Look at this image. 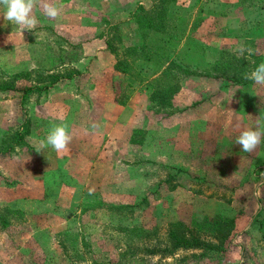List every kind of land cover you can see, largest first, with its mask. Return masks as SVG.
I'll list each match as a JSON object with an SVG mask.
<instances>
[{"label":"rangeland","instance_id":"rangeland-1","mask_svg":"<svg viewBox=\"0 0 264 264\" xmlns=\"http://www.w3.org/2000/svg\"><path fill=\"white\" fill-rule=\"evenodd\" d=\"M87 1L97 4V9L73 4L64 9L59 21L48 18L43 9L44 3L56 2L38 0L33 9L38 23L22 35L18 26L4 19L5 10L0 6V79L17 75L15 85L23 87L36 80L49 83V71L75 79L78 72L74 71L85 76L97 72L89 71L93 56L82 48L88 38L72 36L67 27H77L81 34L87 25L96 27L98 38H107L120 49L141 44L132 14L126 9L123 12L112 5L104 9L105 0ZM182 1L174 4L173 11L190 24V13L200 14L202 0L197 4ZM263 2L240 0L243 7L261 8ZM262 30L264 20L257 18L245 33L224 34L216 45L197 31L194 38L206 47L204 60H210L216 49H247L246 39L255 41L252 49L248 47L251 51L264 53ZM41 43L47 51L33 48ZM140 71L143 78L115 72L108 75L112 92H105L97 102L108 110L112 126L111 118L104 121L106 112H102L104 115L92 121L95 127L89 128L98 138L88 139L85 131H77L83 140L103 144L107 139L111 145L90 149L92 160L84 157L74 159L72 165L64 162L51 175H27L30 144L0 157V209L21 210L25 219L21 223L11 220L6 230L0 227V264H175L183 256L184 264H264V142L252 153L243 152L235 143L243 130L257 127V119L264 121V85L253 81L221 87L211 79L187 78L181 97L177 93L172 100L175 114L183 116L175 120V114L163 117L162 112L148 110L146 80L152 69ZM75 79L63 85L65 97L89 87L86 78L82 84ZM46 96L33 93L23 105L31 122L30 134L36 131L29 142L40 140L37 132L47 120L44 106L51 100ZM18 97V92H0V137L19 122ZM60 102L87 108L90 101L72 96ZM186 109L196 110L197 116H187ZM127 140L132 142L129 147L116 145ZM225 218L234 219V228L223 253L180 250L161 258L146 250L163 247L171 231L215 243L212 223ZM141 227L156 232L149 239L138 240L125 230Z\"/></svg>","mask_w":264,"mask_h":264},{"label":"trees","instance_id":"trees-1","mask_svg":"<svg viewBox=\"0 0 264 264\" xmlns=\"http://www.w3.org/2000/svg\"><path fill=\"white\" fill-rule=\"evenodd\" d=\"M178 1L152 0L147 7L143 5L136 6L135 11L131 14L140 33L141 44L120 49L113 47L107 38L104 40L106 51L115 58L114 72L124 76L143 78L140 69H152V76L146 80L150 89L148 110H152L154 113L162 112L163 117L175 114L172 100L180 92L182 83L187 78L211 79L218 82L221 87L228 85L245 86L253 82L246 79L245 76L262 63L264 58L262 51H251V54L245 51L241 55L239 49L238 51H232L223 48L212 62L208 59L204 60L205 47L194 38V33L200 26L202 17L200 14L190 13V17L193 19L189 24V19H185L173 11V6ZM200 1L193 0V4ZM241 1L243 2V0ZM185 2L186 0L182 1L183 4ZM244 45L249 49L248 47L255 45V41L246 39ZM199 68L202 70H199ZM49 78H51L49 83L36 80V84L23 87L15 85V82L19 79L17 75L5 76V79H0V92L19 93L18 110L20 113L16 128L6 129L0 137V157L8 156L16 148L28 145L26 138L30 135L32 127L23 105L33 93H36L37 96L47 93L50 87L63 76L50 74ZM67 78H71V75ZM117 104L123 106V102H117ZM195 104L193 103L192 106ZM11 220L24 222V212L9 207L1 208V229L6 230L10 226ZM233 228V218L213 222L211 237L215 240V243L201 240L192 234L180 236L171 231L166 234V243L163 247L146 250L149 254H159L161 258L172 257L180 250L198 249L202 250L204 254L205 252L223 253ZM125 230L138 240H143L142 238L149 239L156 232V229L148 230L142 227ZM147 239L144 240L147 241ZM133 253L134 251H130V254ZM185 259V256H183L176 260L175 264H184Z\"/></svg>","mask_w":264,"mask_h":264},{"label":"crops","instance_id":"crops-1","mask_svg":"<svg viewBox=\"0 0 264 264\" xmlns=\"http://www.w3.org/2000/svg\"><path fill=\"white\" fill-rule=\"evenodd\" d=\"M54 1L56 2L55 6H57L60 9V14L56 17L57 20L59 21L63 20L62 19L64 17L63 14L68 10V7L70 5L73 6V4L74 5L78 4V6H82L84 9L89 8V7H91L92 9L93 8L97 9V4L93 5L94 4L93 0H91V2H93L92 4H89V1L87 0H58L59 3H57L56 0ZM105 1L102 2L104 9H108L109 7L107 8V6L112 5L113 8L115 9L122 8L123 12H125L124 9H126L127 13H129V16L137 5H143L147 7L150 4V0H117V2L113 0H105ZM64 9L66 11H64ZM199 12L202 17V22L196 31L197 33L203 35L208 41L209 39H211V41L214 40L213 44L215 43V45H216V42L219 43L218 40L222 39L224 34L226 35L229 34L231 36H235L236 33L243 34L251 28V25L253 24L254 20H256L257 18H262V20H264V5L261 8L258 6L243 7L240 3V0H202ZM81 17L82 19L85 18V16H82V15ZM76 18L78 19V17ZM66 23L68 22L65 21V24ZM65 24H62V25L67 27L66 25L68 24L66 25ZM87 27L88 28H86L83 31L84 35H82L83 33L81 34L80 29L77 27H72V28L67 27V28L70 31H72V36L76 35L78 39L81 36L82 37L85 36L86 38H88V40H84L85 43L82 45V48L86 49V51L93 56L91 59V61L93 60V62L89 63L90 66H88V69L90 72L96 69H98V71L97 72L94 71V73L91 72L89 76L82 75L81 71H74V72H78L77 73L78 76L76 75L77 76L76 79L73 77L71 78L63 77L59 79V81L53 85L54 87L53 86L50 87V89L52 88V90L49 91L50 90L49 89L47 93L43 94V96L47 94L46 97L51 96L50 98L51 100L45 103V106H44V112L47 117V120H46V123L42 125L41 128L37 132L38 137L40 135L39 139L42 140L46 138L49 131L54 125L67 124L70 130V133L73 137L72 142L68 145V150L63 153H57L51 147L45 148L42 150V152L37 153L36 148L38 146V141L40 140L35 139L33 142L28 141L30 138L33 137V134L36 131L33 134H30L29 136H27L26 142L28 145L29 144L31 145V146L29 145L31 148L30 149L31 152L30 154H27V156H29L28 157L29 161H27L26 164H29V167H30L29 171H26L27 175H51V170L54 171L55 173L58 172V170H60V165L64 162L66 163V165H72L74 159H77V161H82L84 160V157H87L88 160L90 157V160H92V155H91L92 152L90 151V149L92 150L95 149L96 151L100 147L102 148V147L111 146V145H108L107 139L105 143L98 144L96 142H93L92 140H86V139L83 140L81 139L82 137L80 135L77 137V131L79 133L85 131L86 136H89L86 138L88 139L90 137L91 139L98 138L99 134L98 133L95 134L94 131H93L94 133L93 134L92 129H89L92 126V124H94L92 123V121L93 122L95 121L96 119L95 116H102L104 115L103 113L106 112V115L104 116L106 120L104 119V121H109V118H111V116L107 115V111H108L107 109L100 108V105L97 102V98L99 96L104 95L105 92L107 93L112 92L111 86L109 87L110 82L108 79V75L114 72L113 70V65L115 63L114 57L108 51H106L105 41L103 39L98 38V35H99V32L97 31L98 28L96 27L92 28L88 25ZM252 30L254 31L255 29H252ZM56 31L58 30L56 29ZM263 31L264 30H262V34L264 33ZM257 32L260 34V29H257ZM249 34L251 36V32H249ZM34 47L41 48L43 52L47 51L46 50L47 46L44 43L37 44L33 46V48ZM205 51H206V47H205ZM218 51H219L218 49L212 51L215 53L209 60L210 62H212L216 58V56L220 52ZM206 54H207V51H206ZM43 58H45V55H43ZM209 61L207 60V62ZM48 74L49 75L58 74V76H62L60 75L62 73L58 71H49ZM85 78H86L85 82L86 84L89 85V87H87L86 90L81 89V92L75 91L74 93L70 95L71 97L73 96L75 98L79 97L81 101L82 100L90 101L88 103V106H86L87 108H84V106H81V105H79V107H75L74 104H72L70 107L69 105L62 104L60 100L63 101L65 99L71 98V97L64 96L65 92L61 91L63 85L67 84V82L73 79H75V81H77L78 83L82 84ZM104 85L106 86L105 88H104ZM81 88H84V87H81ZM182 88L180 91L181 93L179 92L176 96L181 97L182 93L184 92V89ZM60 105H64L66 108L61 107ZM117 105L115 104V106L118 108ZM91 106L93 108H91ZM188 109H186L187 116L189 115L197 116L198 112L196 113V110L194 109L188 110ZM117 111L120 112V109L118 108ZM175 115H176L174 117L176 118L175 120H178L180 117H183V116H179V114H175ZM110 120L111 122L109 123H111V126H112L113 118H111ZM186 129H188V127ZM87 133L88 134L90 133V135H88ZM109 136L110 135H108V137ZM116 145L129 147L130 142L128 140L126 142L118 141L116 142ZM93 153L96 155V152H93ZM67 162H70V163H67ZM1 166H3V163L1 164ZM44 177L43 178L41 177L42 185H44V182H45Z\"/></svg>","mask_w":264,"mask_h":264},{"label":"clouds","instance_id":"clouds-1","mask_svg":"<svg viewBox=\"0 0 264 264\" xmlns=\"http://www.w3.org/2000/svg\"><path fill=\"white\" fill-rule=\"evenodd\" d=\"M38 0H0V6L4 8V19L14 23L22 35L25 29L32 31L38 21L33 15V9ZM44 14L51 19L60 14V9L51 4H43ZM245 51L251 54V49L240 48L241 55ZM246 79L254 81L258 85H264V63H260ZM255 129L243 130L236 138L235 143L241 146L243 152L252 153L264 142V121L257 119ZM95 127V125L93 126ZM72 135L67 124L54 125L45 139L38 141L36 152L40 153L43 149L51 147L57 153H63L68 150V145L72 142Z\"/></svg>","mask_w":264,"mask_h":264}]
</instances>
